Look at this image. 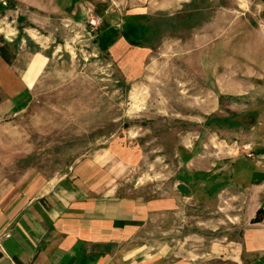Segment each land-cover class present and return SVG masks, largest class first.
I'll list each match as a JSON object with an SVG mask.
<instances>
[{"label": "rangeland", "instance_id": "obj_1", "mask_svg": "<svg viewBox=\"0 0 264 264\" xmlns=\"http://www.w3.org/2000/svg\"><path fill=\"white\" fill-rule=\"evenodd\" d=\"M142 2L152 12L147 21L151 50L139 63L132 55L124 67L112 60L111 41H105L110 33L112 40L117 37L119 13L110 17L98 0L96 29L58 24L48 43L49 32L28 30L47 63L29 108L0 122L1 137L9 140L1 151L15 155L9 173L59 178L110 151L117 164L107 171L116 192L178 196L179 176L221 165L227 181L229 161L246 158L243 145L263 149L264 0ZM16 16L0 5V28L14 29L15 37L23 34ZM230 113L238 115L243 128L205 126L208 117ZM250 113L256 114L254 120ZM190 203L177 204L171 235L198 233L211 246L212 234L219 233V212L211 204L204 212L191 209ZM199 216H206L202 224Z\"/></svg>", "mask_w": 264, "mask_h": 264}, {"label": "crops", "instance_id": "obj_2", "mask_svg": "<svg viewBox=\"0 0 264 264\" xmlns=\"http://www.w3.org/2000/svg\"><path fill=\"white\" fill-rule=\"evenodd\" d=\"M1 1L16 12V27L23 34L11 36L14 29L0 28V122L29 108L47 63L28 30L49 32L44 37L48 43L51 31L61 25H85L89 18L99 17L97 0ZM98 1L105 3L110 17L116 13L120 17L117 37L110 39V57L123 67L133 60L132 55L139 63L151 50L148 41L153 31L149 38L147 21L152 12L143 8V0ZM8 145L0 127V264H264V147L252 149L253 158L230 160L228 180L216 193L209 194V183L196 182L193 176L212 173L221 183V165H215L214 171L196 169L179 176L190 181L175 179L178 196L147 198L116 192L107 171L109 165L117 164L110 151L52 178L36 171L9 173L15 155L1 151V146ZM180 185L186 195L179 191ZM197 191L199 201L195 200ZM180 201H191L188 206L201 212L211 204L219 212L215 220L219 233L212 234L218 238L215 243L209 246V239L198 233L171 235L173 211ZM258 211L261 221L252 223ZM205 217L199 216L201 224Z\"/></svg>", "mask_w": 264, "mask_h": 264}, {"label": "trees", "instance_id": "obj_3", "mask_svg": "<svg viewBox=\"0 0 264 264\" xmlns=\"http://www.w3.org/2000/svg\"><path fill=\"white\" fill-rule=\"evenodd\" d=\"M106 39H107V42L110 41L111 35L107 36ZM237 117L238 115L233 114V113H230L229 116L224 117V118L217 117V116H210L206 119L205 126L216 127L219 129H227V130L243 128L244 125L237 120ZM248 117H250L251 120H254V118H256V114L250 113ZM193 178L196 180V182H198L199 180L207 181L209 183V188H208L209 194L216 193L217 191H219L220 187L226 184V180H224L221 183H219V180L216 181V176L213 175L212 173H200V174H197V177L193 176ZM179 180L185 184H187L190 181V179L188 178H179ZM179 191L181 192L182 195L187 194V191L184 189L182 185L179 186ZM261 214L262 212L258 211L257 216L252 220V223L260 222Z\"/></svg>", "mask_w": 264, "mask_h": 264}, {"label": "built area", "instance_id": "obj_4", "mask_svg": "<svg viewBox=\"0 0 264 264\" xmlns=\"http://www.w3.org/2000/svg\"><path fill=\"white\" fill-rule=\"evenodd\" d=\"M0 5L2 7H7L8 4L6 1H1L0 2ZM100 22L98 19L94 18V17H91L88 19L87 21V25L88 27L93 30V29H96L98 26H99ZM242 149L244 151V156L247 157V158H253V154H252V147H251V144L250 143H247L245 145L242 146ZM9 236L6 235L4 236V238H8Z\"/></svg>", "mask_w": 264, "mask_h": 264}, {"label": "bare ground", "instance_id": "obj_5", "mask_svg": "<svg viewBox=\"0 0 264 264\" xmlns=\"http://www.w3.org/2000/svg\"><path fill=\"white\" fill-rule=\"evenodd\" d=\"M118 46V45H117ZM123 46V45H122ZM120 48V47H119ZM121 49V48H120ZM202 106H207V103L205 102V103H203L202 104Z\"/></svg>", "mask_w": 264, "mask_h": 264}]
</instances>
